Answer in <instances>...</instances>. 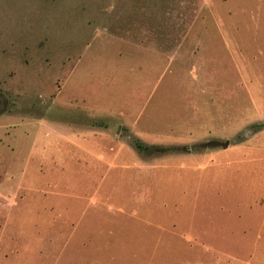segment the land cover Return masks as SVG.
Returning a JSON list of instances; mask_svg holds the SVG:
<instances>
[{"label":"rangeland","instance_id":"374dc122","mask_svg":"<svg viewBox=\"0 0 264 264\" xmlns=\"http://www.w3.org/2000/svg\"><path fill=\"white\" fill-rule=\"evenodd\" d=\"M253 125L264 0H0V264H264Z\"/></svg>","mask_w":264,"mask_h":264},{"label":"trees","instance_id":"16d2710c","mask_svg":"<svg viewBox=\"0 0 264 264\" xmlns=\"http://www.w3.org/2000/svg\"><path fill=\"white\" fill-rule=\"evenodd\" d=\"M94 126L102 127L103 125L102 124H94ZM263 128L264 127L262 125H253L252 127H250V130L254 134L256 132L261 131ZM131 145L138 154L144 155V156L166 154L170 150L169 148H160V147L145 145L144 143H142L138 139H132Z\"/></svg>","mask_w":264,"mask_h":264}]
</instances>
